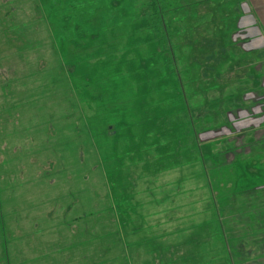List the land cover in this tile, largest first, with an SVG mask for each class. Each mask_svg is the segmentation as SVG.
<instances>
[{"label": "rangeland", "instance_id": "rangeland-1", "mask_svg": "<svg viewBox=\"0 0 264 264\" xmlns=\"http://www.w3.org/2000/svg\"><path fill=\"white\" fill-rule=\"evenodd\" d=\"M152 2L0 0V264H264V0Z\"/></svg>", "mask_w": 264, "mask_h": 264}, {"label": "trees", "instance_id": "trees-1", "mask_svg": "<svg viewBox=\"0 0 264 264\" xmlns=\"http://www.w3.org/2000/svg\"><path fill=\"white\" fill-rule=\"evenodd\" d=\"M164 0H159V1H157V0H153V2L152 3H150L149 4V6L152 8V9H154V10H159V9H161V12H163L162 13V19H163V21H164V15H165V13H164V10H166V7L165 6H163L161 3L163 2ZM165 23H166V20H165ZM167 24V23H166ZM158 90V89H157ZM256 142H258V141H256ZM240 146V145H239ZM247 146V145H246ZM245 146V147H246ZM208 159V158H207ZM211 163H213L212 162V160L210 159L209 160ZM230 164H232V167H233V169H235L236 171H238L239 169L237 168V166L235 165V163H232V162H230ZM235 167V168H234ZM233 177H237L238 178V181L236 182V186H238V184H239V172L237 173V175H234L233 174ZM245 177L244 176H241V179H244ZM238 187H242L243 188V186H242V183H241V185H239ZM238 187H236L237 189H238ZM253 189L255 190H257V189H259V187H258V185L257 186H253ZM238 191H240L239 189H238Z\"/></svg>", "mask_w": 264, "mask_h": 264}]
</instances>
